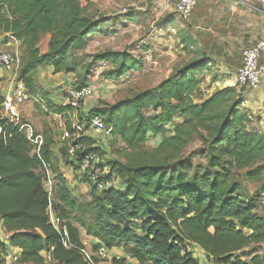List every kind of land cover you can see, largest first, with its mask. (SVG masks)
<instances>
[{"label":"trees","instance_id":"trees-1","mask_svg":"<svg viewBox=\"0 0 264 264\" xmlns=\"http://www.w3.org/2000/svg\"><path fill=\"white\" fill-rule=\"evenodd\" d=\"M109 19L87 14L80 0H0V35L19 41L22 48L17 81L29 91L40 89L35 74L41 66H51L55 73L77 71V88L86 85L98 62L110 65L105 75L113 79L140 71L142 60L128 49L96 52L80 65L75 60L74 53L88 45L87 36ZM189 53L195 57L155 86L81 113L79 119L99 115L110 136L125 145L121 159L102 164L99 158L97 166L107 174L92 178L85 172L81 177L89 186L88 202L70 192L50 149V134L43 135L36 152L35 144L0 117V225L9 235L7 245L0 243V254L15 247L18 264H89L76 223L95 240L92 251L99 246L123 249L125 256L113 257V264H202L194 248L203 251L206 264H264V196L261 190L245 194L235 180L242 170L263 185L264 132L251 125L241 106L244 88L235 84L206 94L202 70L210 59L201 50ZM2 100L0 95V104ZM46 100L47 113L73 112L48 96ZM156 136L160 139L154 147H143ZM195 139L201 147L186 153ZM77 143L79 149L67 161L73 170L81 169L89 152L102 158L88 134ZM196 155L204 162L193 163ZM46 168L53 175L52 199L42 178ZM105 179L115 180V187L98 189L96 181ZM49 206L64 231L49 223Z\"/></svg>","mask_w":264,"mask_h":264},{"label":"crops","instance_id":"crops-1","mask_svg":"<svg viewBox=\"0 0 264 264\" xmlns=\"http://www.w3.org/2000/svg\"><path fill=\"white\" fill-rule=\"evenodd\" d=\"M169 1V3H172V7L167 3V0H155V9L161 10L162 14H167L159 18L160 25L158 29L153 31L155 35L151 33L142 40L143 43L151 44V35L154 39L160 40V51L165 58L163 62L164 68L162 69L165 73L164 78L172 72L174 67L195 57L193 53L189 52L201 50L205 52L206 56L210 59L204 70H202L203 78L209 81L204 89L206 94H210L215 88L235 85V73L241 62L242 50L264 39V18L259 11L258 4L256 2L245 4L241 0H196L190 16L188 18H182L174 11L175 0ZM173 12L175 14H173ZM137 15H139L138 12L130 14L127 19L125 17L123 21L120 20L119 22H114L115 20L113 18L108 17L110 18L109 21L111 20V24L104 26L109 22L107 21L100 25L96 32L89 34L87 36L89 39L88 44L93 39H96V37L110 36L117 33L118 29L115 28L116 23H119L122 28L126 27L129 23H135L138 17ZM104 30L110 33H101V31ZM2 39L3 37L1 38L0 36V51H4L5 49L17 51L18 49H22L19 41L11 37L6 41ZM187 41L190 43H187ZM174 43H176V46ZM187 44L190 45L186 46ZM86 47H88V45ZM45 48L46 44L44 46V49ZM259 64L263 69L260 86L256 90H242L243 101L241 106L247 111L251 119V125L264 132V49L261 52ZM71 73L72 72L55 73L51 66H41L36 71L35 81L39 86L43 85L44 88L48 89V96L50 97L48 98L51 102L63 105L64 96H57L59 90H56V87L61 86L65 88L68 86ZM1 77L2 75L0 74V78ZM16 83L17 81L12 83V85L9 84L5 86L3 89L1 88L0 95L4 96L6 93L12 91ZM19 106L20 105L16 106L15 110L20 116L21 110L18 109ZM86 110V103L84 102L81 107L73 110L72 114L75 115L77 111H80L84 115L87 113ZM58 114H61L62 118L70 117L69 113H51L56 120ZM22 117H24V115ZM76 121H71V125ZM41 138L43 139L42 136ZM52 140L53 143L50 149L53 153L56 152L55 148L62 149V146L65 144L60 141V139L54 140L52 137ZM55 155L57 154L55 153ZM57 157H60V155H57ZM60 164L61 157L58 165L60 166ZM60 172L62 173L61 167ZM45 173L47 174L46 178L49 177L53 181V175L50 169L46 168ZM63 176L69 182L68 177L65 174H63ZM81 240L83 245L86 246L82 237ZM94 241L93 239L89 240V245L91 246ZM109 254L111 257L116 258L125 256L123 249L120 247L109 249ZM194 255L199 260H204V253L201 249L194 248Z\"/></svg>","mask_w":264,"mask_h":264},{"label":"rangeland","instance_id":"rangeland-1","mask_svg":"<svg viewBox=\"0 0 264 264\" xmlns=\"http://www.w3.org/2000/svg\"><path fill=\"white\" fill-rule=\"evenodd\" d=\"M167 1V3L170 2L169 0ZM80 2L81 6L86 7L87 14L94 17L101 15L105 17H111L115 20L114 22H119L120 20L123 21L126 15L136 12H138L139 15H137L138 17L135 23H129L124 28H122V26L120 27L119 23H116L115 28L118 29L117 33L110 36L96 37V39H93L88 44L86 49L74 53V58L79 63V65L83 62H88L91 54L107 49L121 51L128 49L129 51H132L137 58L141 59L143 63V68L140 71L128 72L119 79H113L105 75V71L110 68V65L104 62L96 63L93 68V74L90 75L84 83L90 84L93 87V94L80 104L82 106L84 102L86 103V112L89 109L101 104V102H113L117 99L129 96L135 91L153 87L164 78L165 73L162 71V69L164 68L163 62L165 61V58L163 53L160 51V40L154 39L151 35V44L143 43L142 41L144 40L145 36L148 37L151 33H154L155 35V32L153 31L158 29L160 25L159 18L167 14H162L161 10L155 9V0H90V4L86 0H80ZM169 4L172 7V3ZM173 14L175 13L173 12ZM108 24H111V20L104 26H108ZM0 36L1 38L3 37L2 40H4V36ZM47 39L48 34L41 36L40 47L42 49H44ZM174 45L176 46V43H174ZM4 51L16 52L19 58L22 59V50L18 49L17 51H14L13 49H5ZM18 71L19 68L14 72L0 69V74L2 75L0 80V89H3L9 84L12 85V83H15L17 81ZM76 72L77 71L71 73V79L68 81V86L65 88L61 86L56 87V90H59V94L57 95L58 97L61 95H66V93L71 88L76 86V81L78 79ZM127 76L128 78H126ZM208 82V79L203 78L202 87L204 89L208 85ZM40 86V89L37 90L36 88V91H29L26 89L28 98L18 107V109L21 110L19 118L23 122H28L33 128L34 132L40 134L42 137L44 134H50L54 140H59L60 131L56 128L57 120L54 119L53 115L47 113V102L49 101H47L46 98L49 94L47 93L48 89L44 88L43 85ZM69 114V118H63L64 125L66 127H70L72 123L71 121L79 120L80 116L82 115L80 111H77L75 115L72 113ZM23 115L24 117H22ZM89 136L95 140L94 145L100 147L99 149L103 156L102 158L99 156V158L102 160V164L109 161L110 159H121V152L125 145L120 138L113 135L106 136L103 134H93L91 132H89ZM159 139V136L149 137L143 147L150 149L157 144ZM201 145L202 142L199 139H195L186 147L185 152L188 153L192 150H196L201 147ZM65 149V144L62 146V149L55 148L56 152L53 154L55 155L56 153L61 157L60 166L58 165L59 163L56 165L58 166L59 170L61 167L62 173L68 177L69 189L72 195L77 197L80 201L88 202L90 200L89 186L87 183L81 181V177L86 172V170H73L69 165L70 163L67 164V161H69V154ZM60 157H57L58 161H60ZM192 161L193 163L204 162V159L202 156L196 155L192 158ZM46 176L47 174L42 172V178L46 179ZM235 180L241 183L245 194L250 195L261 190L262 195L264 196V183L261 185L260 181H254L246 178L242 170L237 173ZM49 198H53L52 193ZM74 224L78 227L81 237L86 243V246L83 245L84 248L87 252L91 251V246L89 245L88 241L92 239L84 233L83 228H81L76 223ZM206 262L208 264H213L211 261ZM201 263L206 264L205 261H202Z\"/></svg>","mask_w":264,"mask_h":264},{"label":"built area","instance_id":"built-area-1","mask_svg":"<svg viewBox=\"0 0 264 264\" xmlns=\"http://www.w3.org/2000/svg\"><path fill=\"white\" fill-rule=\"evenodd\" d=\"M245 4L256 2L258 4L259 11L264 18V0H241ZM196 3V0H175L174 11L182 18H188L192 12V9ZM264 49V39L259 40L253 46L245 48L241 52V62L235 73V84L239 87L249 90H256L260 86L261 75L263 69L259 64V58L261 52ZM105 63V62H104ZM19 68V56L16 52L0 51V69L7 71H16ZM128 78V76L126 77ZM93 94V87L90 84L81 86L80 88H71L66 95H64L63 105L71 107L76 110L80 107V104L89 98ZM28 98V93L24 85L17 81L14 89L6 93L3 96V100L0 104V117L4 118L7 123L17 127L26 139L36 145V152L42 138L39 134L34 132L33 128L28 122H23L19 115L16 113L15 107L21 105ZM57 129H59V139L64 143H68V154L72 159L75 155V151L79 149L80 145L77 140L83 135L89 132L93 134H103L106 136L111 135V129L104 123L103 119L99 115H91L87 119L82 117L70 127L64 125V120L61 114L57 116ZM1 132V127H0ZM99 157L93 152L87 153L81 163L80 168L86 170V173L94 178L98 175L107 174L108 171L104 168L101 170L97 166ZM98 189H104L108 187H115L116 181L111 179L96 181ZM44 188L49 194L52 193V180L47 177L44 179ZM49 223L58 232L63 230L61 225V219L52 211L51 207H48ZM64 231V230H63ZM9 235L4 232L0 225V243L8 244ZM66 233L63 236L64 246H67ZM91 250V249H90ZM82 253L89 264H113V257L110 256L109 251L104 246H99L96 251L87 252L85 248L82 249ZM20 257V250L15 247H8L4 252L0 254V264H18ZM45 258L50 260V254L46 253ZM124 264H135L134 260H128Z\"/></svg>","mask_w":264,"mask_h":264},{"label":"bare ground","instance_id":"bare-ground-1","mask_svg":"<svg viewBox=\"0 0 264 264\" xmlns=\"http://www.w3.org/2000/svg\"><path fill=\"white\" fill-rule=\"evenodd\" d=\"M255 44V43H254ZM81 106V105H80ZM90 115V114H89ZM70 122V121H69ZM73 169V168H72Z\"/></svg>","mask_w":264,"mask_h":264}]
</instances>
